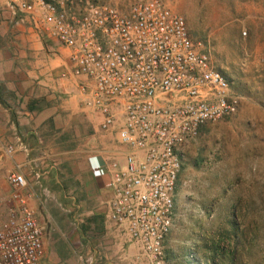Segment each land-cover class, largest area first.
I'll use <instances>...</instances> for the list:
<instances>
[{"label":"rangeland","instance_id":"1","mask_svg":"<svg viewBox=\"0 0 264 264\" xmlns=\"http://www.w3.org/2000/svg\"><path fill=\"white\" fill-rule=\"evenodd\" d=\"M22 1L0 0V144L18 151L1 171L6 181L12 172L27 179L43 231L40 264H143L109 220L113 190L91 168L96 157L123 161L124 149L68 75L69 51L45 35L37 14L21 10ZM50 1L127 11L141 0ZM163 1L186 19L241 103L183 151L168 252L176 264H211L213 244L226 238L227 256L217 264H264V0Z\"/></svg>","mask_w":264,"mask_h":264},{"label":"built area","instance_id":"2","mask_svg":"<svg viewBox=\"0 0 264 264\" xmlns=\"http://www.w3.org/2000/svg\"><path fill=\"white\" fill-rule=\"evenodd\" d=\"M20 8L69 51L68 75L124 149L123 161H91L94 177L109 178L113 190L109 220L139 247L143 264H168L183 151L205 126L236 115L240 98L163 0L127 11L89 1L24 0ZM1 151L12 160L17 153L13 145ZM7 183L9 190L0 181V264H40L43 231L27 179L12 172Z\"/></svg>","mask_w":264,"mask_h":264},{"label":"crops","instance_id":"3","mask_svg":"<svg viewBox=\"0 0 264 264\" xmlns=\"http://www.w3.org/2000/svg\"><path fill=\"white\" fill-rule=\"evenodd\" d=\"M38 37H39V35L38 34H36V33H33V32H31V34H30V36H27V38H29V39H31V40H33L34 42H36V46L39 48V42H37L38 41ZM3 146L5 147V146H12V145H5V144H3V145H1L0 144V151L3 149ZM17 150V149H16ZM18 152V151H17ZM19 156H22L21 154L19 155ZM21 158V157H20ZM8 161V159L3 155V152L1 151V161H0V181H1V184H2V186L3 187H5L6 188V190H7V188H8V184H7V181H6V178H5V175H4V173L1 171L2 170V167L6 164V162ZM102 185H103V187H106L108 184H109V178H96ZM1 195H3V194H1ZM32 206V205H31ZM33 208V207H32ZM171 236H172V234H171ZM170 236V237H171ZM132 242V241H131ZM170 243V238H169V240H168V242H167V249H168V244ZM229 249H230V247H229ZM132 252H133V254H136L138 251H139V247L135 244V243H133L132 244ZM170 251V250H169ZM171 252V251H170ZM231 253H233V251L231 252ZM167 263L168 264H176V260H177V258L176 257H172V255L171 254H169V252H168V256H167ZM233 264H235V262L233 263Z\"/></svg>","mask_w":264,"mask_h":264},{"label":"trees","instance_id":"4","mask_svg":"<svg viewBox=\"0 0 264 264\" xmlns=\"http://www.w3.org/2000/svg\"><path fill=\"white\" fill-rule=\"evenodd\" d=\"M226 238L219 239L213 244L212 249V257L210 258L211 264H217V258L220 256L221 258L227 256V250H225V247L222 246L223 243L226 242Z\"/></svg>","mask_w":264,"mask_h":264}]
</instances>
